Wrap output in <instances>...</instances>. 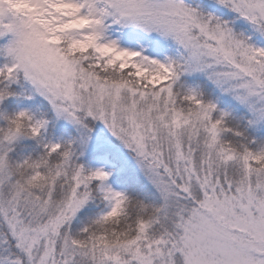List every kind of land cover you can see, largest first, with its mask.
I'll list each match as a JSON object with an SVG mask.
<instances>
[{"label":"snow or ice","instance_id":"obj_1","mask_svg":"<svg viewBox=\"0 0 264 264\" xmlns=\"http://www.w3.org/2000/svg\"><path fill=\"white\" fill-rule=\"evenodd\" d=\"M0 264H264V0H0Z\"/></svg>","mask_w":264,"mask_h":264}]
</instances>
